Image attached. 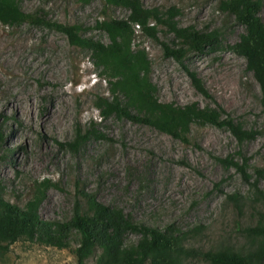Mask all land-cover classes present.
Wrapping results in <instances>:
<instances>
[{
  "label": "rangeland",
  "instance_id": "374dc122",
  "mask_svg": "<svg viewBox=\"0 0 264 264\" xmlns=\"http://www.w3.org/2000/svg\"><path fill=\"white\" fill-rule=\"evenodd\" d=\"M141 2L159 9L165 19L172 15L180 28L219 33L215 45L203 53L184 50L178 61L166 56L161 44L184 47L167 26H160L158 40L138 32L135 45L149 56L158 99L221 107L257 136L240 143L228 129L195 123L186 144L151 126L107 118L97 105L99 98L111 99L110 84L89 50L72 45L55 29L0 22V196L26 209L36 185L50 182L57 187L46 191L38 209L45 221L71 220L75 203L85 209L87 195H94L142 224L174 226L184 233L186 246L198 252L224 246L249 250L257 237L247 230L264 212L252 187L258 182L264 192V174L259 175L264 169V114L258 82L246 59L231 49L245 26L229 12L230 0ZM18 5L25 13L77 25L82 37L105 44L110 39L98 23L129 15L123 7L105 9L103 0H18ZM259 17L264 22V0ZM187 70L202 80L212 98L197 91ZM77 130L94 133L75 150L67 144ZM246 159L248 182L234 164L241 166ZM231 195L238 201L229 200ZM140 238L129 232L125 242ZM77 245L75 234L64 249L20 239L0 254V264H77ZM94 263L95 257L88 261ZM186 264L209 263L198 256Z\"/></svg>",
  "mask_w": 264,
  "mask_h": 264
},
{
  "label": "trees",
  "instance_id": "16d2710c",
  "mask_svg": "<svg viewBox=\"0 0 264 264\" xmlns=\"http://www.w3.org/2000/svg\"><path fill=\"white\" fill-rule=\"evenodd\" d=\"M78 1L90 3L92 0ZM103 3L105 9L123 7L129 10L125 19L106 18L98 23L99 29L108 35L109 44L82 37L77 25L54 22L38 13H25L20 9L18 0H0V22L6 25L27 23L55 29L66 34L72 45L89 50L95 65L102 69V74L110 84L111 99L99 98L100 103L97 105L107 118L116 116L151 126L186 144H190L189 135L195 123L228 129L240 143L257 136L258 132L244 130L236 124L233 117L221 107L201 108L196 103L178 106L161 102L156 95L157 88L151 82L149 56L139 45H135L138 32L158 40L160 26H167L186 49L172 48L162 42L165 55L181 61L184 50L203 53L207 47L215 45L219 38L217 31L180 28L172 22V15L170 19H165L163 12L145 8L141 0H103ZM261 8L262 0H230L228 5L237 23L246 29L231 49L246 59L248 69L258 82L264 114V22L259 17ZM187 73L197 91L212 98L202 80L194 72L187 70ZM92 133L94 131L82 133L77 130L76 137L67 145L76 150ZM2 140L0 132V143ZM234 164L248 182L247 159L241 166ZM263 174L264 169L259 170V175ZM50 187L57 185L50 182L36 185L35 196L26 209L0 196V254L20 239L60 249L69 248L75 234L78 236V245L74 250L77 264H88L93 257L94 264H186L189 259L198 256L209 264H264V212L258 224L247 230L257 237L253 248L240 250L224 246L198 252L186 246L184 233L174 226L160 229L142 224L126 215L122 209L99 202L94 195H87L85 209L78 202L75 203L71 220L45 221L38 209ZM252 187L258 194V201L264 204V192L258 182H254ZM228 199L238 201L235 195L228 196ZM129 232L140 234L141 238L134 244H126L125 237Z\"/></svg>",
  "mask_w": 264,
  "mask_h": 264
},
{
  "label": "bare ground",
  "instance_id": "6f19581e",
  "mask_svg": "<svg viewBox=\"0 0 264 264\" xmlns=\"http://www.w3.org/2000/svg\"><path fill=\"white\" fill-rule=\"evenodd\" d=\"M53 112H54V111H52V113H53ZM55 114H56V113H55ZM55 114H53V115L55 116ZM53 115H52V116H53ZM49 116H50V115H49ZM50 117H51V116H50ZM59 117H60V116H59ZM57 118H58V117H57ZM57 118L55 117L56 120H57ZM61 119H62V118H61ZM58 122H59V120H58ZM60 122H62V121H60ZM60 122H59V123H60ZM43 123H44V122H43ZM61 124H62V123H61Z\"/></svg>",
  "mask_w": 264,
  "mask_h": 264
}]
</instances>
